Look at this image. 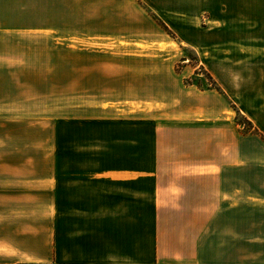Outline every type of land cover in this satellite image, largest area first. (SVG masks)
Returning <instances> with one entry per match:
<instances>
[{"label": "crops", "instance_id": "1", "mask_svg": "<svg viewBox=\"0 0 264 264\" xmlns=\"http://www.w3.org/2000/svg\"><path fill=\"white\" fill-rule=\"evenodd\" d=\"M218 19L237 32L209 42L195 24L189 44L229 104L213 116L200 90L157 160H117L106 133L61 160L0 146L29 155L0 160V264H264V0Z\"/></svg>", "mask_w": 264, "mask_h": 264}, {"label": "rangeland", "instance_id": "2", "mask_svg": "<svg viewBox=\"0 0 264 264\" xmlns=\"http://www.w3.org/2000/svg\"><path fill=\"white\" fill-rule=\"evenodd\" d=\"M4 6L1 147L36 146L32 160H61L63 146L106 133L100 144L115 146L117 160L153 161L158 146H171L172 131L187 133L200 90H213V116L229 104L189 42L195 24L209 42L235 34L236 26H221L218 18L235 16L241 0H4ZM28 156L0 152L5 161Z\"/></svg>", "mask_w": 264, "mask_h": 264}, {"label": "trees", "instance_id": "3", "mask_svg": "<svg viewBox=\"0 0 264 264\" xmlns=\"http://www.w3.org/2000/svg\"><path fill=\"white\" fill-rule=\"evenodd\" d=\"M209 78L212 80V78L210 77V75H209ZM214 85L217 87V85L214 83Z\"/></svg>", "mask_w": 264, "mask_h": 264}]
</instances>
